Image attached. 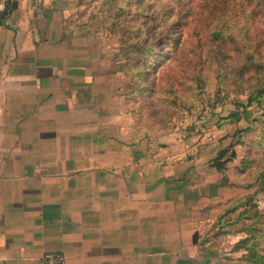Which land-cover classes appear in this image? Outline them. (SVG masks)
Masks as SVG:
<instances>
[{"label":"crops","instance_id":"crops-1","mask_svg":"<svg viewBox=\"0 0 264 264\" xmlns=\"http://www.w3.org/2000/svg\"><path fill=\"white\" fill-rule=\"evenodd\" d=\"M9 2L0 23V264H39L47 251L63 264H234L212 234L243 186L182 159L175 132L136 133L126 75L94 51L79 21L84 0H0V10Z\"/></svg>","mask_w":264,"mask_h":264},{"label":"rangeland","instance_id":"rangeland-1","mask_svg":"<svg viewBox=\"0 0 264 264\" xmlns=\"http://www.w3.org/2000/svg\"><path fill=\"white\" fill-rule=\"evenodd\" d=\"M195 1L192 7L187 8L184 4L177 3L178 0H84L83 10H88V13H82L79 21L84 28L88 27L85 30L89 33L90 41L100 45L94 51L99 53L104 50L108 65L124 75L122 67L134 55L131 44L134 43L133 37L139 36L143 44L160 38L162 43L155 48L164 57L159 58L153 69L143 66L146 70L151 69L146 82L152 79L155 85L160 84V75L163 73L174 76V72L179 71L186 63L192 64V68H197L201 63L203 66V61H199L198 57L203 60L208 54L213 58L209 59V70L203 67L200 71L202 78L198 81V88L193 91L190 101L192 110L184 112L178 106L176 109L166 110L164 113L170 115V122L164 129L160 115H154L160 107L155 96L147 98L129 94L131 78L127 76L124 94L126 104L134 111L131 116L134 123L136 122L137 134L146 132L149 139L155 140L164 133L175 132L177 135L174 133L173 136L178 139V145L182 144V159L192 156V160L201 167L223 163L218 164L220 171L216 169L221 173L220 183H226L229 176L233 178L236 184L244 188L243 195L239 198L250 196L248 203L255 205L247 214L251 215L254 210L264 214V179L259 174L264 160V101L243 107L246 95L238 91L255 83L260 76L252 69L248 71L247 68H241L247 50L237 49L232 43L222 45L208 42L205 36V42L203 39L199 43L194 42V26L204 35L203 32H208L206 28L210 26L212 17L224 12L226 15L232 14L235 11L232 3L228 1ZM244 1L247 3L248 13L243 18L250 28L246 42L252 47L250 51L253 56L264 62V0ZM138 28L141 34L137 33ZM128 71L134 72L132 69ZM229 111L238 112L239 120L218 129L215 122ZM224 149L226 153L217 157ZM232 151L234 154L230 157ZM213 177L214 175L212 179ZM229 203L224 204V207ZM236 212L229 213L223 218L224 221L235 216ZM256 219H260L262 224L256 223ZM214 224L212 236L218 237L219 242L230 253L226 256L222 251L221 257H231L236 261L234 264H246L242 260L246 254L243 244L234 247L237 241L247 238L238 228L253 227L256 228L257 235H260L264 231L259 228L264 227V217L241 219L237 223L223 226L228 231L226 237H220L222 235L217 233L216 220ZM248 241L244 242L246 246ZM257 248L263 251L264 244H258Z\"/></svg>","mask_w":264,"mask_h":264},{"label":"trees","instance_id":"trees-1","mask_svg":"<svg viewBox=\"0 0 264 264\" xmlns=\"http://www.w3.org/2000/svg\"><path fill=\"white\" fill-rule=\"evenodd\" d=\"M199 1V0H197ZM232 3L235 11L232 14L226 15L217 14L212 17L210 22V26L207 33L196 30L194 26L193 30V38L194 42L199 43L203 37L205 36L208 42L217 43V44H229L232 43L235 45L237 49L247 50L244 53L245 60L242 63L241 68H247L248 71L251 69L255 74L260 76L257 81L251 84H248L244 90H238L239 92H243L246 95L245 104L243 107L250 106L252 103H260L264 101V62L262 59L258 60L252 54L251 46L246 42L247 35L249 34V26L244 22L243 18L248 11L246 10V1L244 0H220L221 3ZM182 2V3H181ZM195 0H178L177 3L184 4V7L190 8L194 5ZM13 2H9L6 6L0 10V23L2 18H4L6 10L14 7ZM176 23V22H175ZM174 23V24H175ZM173 24V25H174ZM172 25V26H173ZM207 26V25H206ZM171 29V28H170ZM140 29L138 28L137 33L141 34ZM134 43H131L134 49V55L128 58L126 64L123 65L122 71H124L125 75L131 78L130 82V92L129 94H133L135 96H146L147 98H151L155 96V100L160 105L159 109L154 112V115L157 113L161 117L162 128L166 127L167 123L170 122V115L164 113L166 110L170 108L176 109L177 106L179 109L184 110V112H189L192 110L193 105L191 104V99L193 98V91L198 88V81L201 80V72L204 69L209 70L210 66L209 59H213L210 55H206L202 63L197 68H192V64L186 63L182 66L179 71L174 72V76L168 73H163L160 75V84L155 85L152 81L146 82L147 74L151 72V69H145L146 67L154 68L159 58L164 57V54L157 51L155 48L156 45L161 44L162 40L158 38L157 40H150L142 43V39L139 36L133 37ZM205 42V39H203ZM176 42V41H175ZM174 43V40H173ZM175 44V43H174ZM166 57V56H165ZM145 66V68H143ZM128 69H132V71H128ZM185 93V94H184ZM183 107V108H182ZM244 108L241 109L243 111ZM129 112L131 115H134L133 109L129 108ZM238 112L229 111L227 115L223 117H219L215 122V126L217 128H224L227 124L238 121ZM136 123V122H135ZM136 125V124H135ZM226 153V150H221L217 157H222ZM234 152L230 154L232 157ZM218 164L222 165L223 163L214 164L215 169L221 170L218 168ZM217 165V166H216ZM259 174L262 179H264V160L260 166ZM250 196L245 198H237L230 201L229 205L224 207L220 213L216 217V227L218 229V234L224 235L228 233V231L223 229V226L237 223L241 219L248 220L252 217L261 218L264 217V214L258 213L255 210L252 214H247V211L254 209L255 205L249 204L248 199L250 200ZM236 212L235 216L227 218L224 221V217L229 215V213ZM256 223L262 224L260 219H256ZM261 230H264V227L260 226ZM239 231L243 232L247 238H242L237 241L234 247H240V244H243V250L246 252L244 258L242 259L246 264H264V250L259 251L257 248L258 244H264V231L262 234L257 235L256 228H238ZM248 241V245L246 246V242Z\"/></svg>","mask_w":264,"mask_h":264},{"label":"built area","instance_id":"built-area-1","mask_svg":"<svg viewBox=\"0 0 264 264\" xmlns=\"http://www.w3.org/2000/svg\"><path fill=\"white\" fill-rule=\"evenodd\" d=\"M63 259V255L58 251H47L39 258V264H63Z\"/></svg>","mask_w":264,"mask_h":264}]
</instances>
